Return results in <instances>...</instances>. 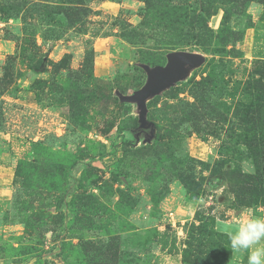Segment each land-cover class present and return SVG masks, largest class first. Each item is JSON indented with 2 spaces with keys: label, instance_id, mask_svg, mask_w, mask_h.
Segmentation results:
<instances>
[{
  "label": "rangeland",
  "instance_id": "1",
  "mask_svg": "<svg viewBox=\"0 0 264 264\" xmlns=\"http://www.w3.org/2000/svg\"><path fill=\"white\" fill-rule=\"evenodd\" d=\"M181 50L205 61L137 139L117 93ZM251 216L264 0H0V264H248L230 236Z\"/></svg>",
  "mask_w": 264,
  "mask_h": 264
},
{
  "label": "water",
  "instance_id": "2",
  "mask_svg": "<svg viewBox=\"0 0 264 264\" xmlns=\"http://www.w3.org/2000/svg\"><path fill=\"white\" fill-rule=\"evenodd\" d=\"M204 61L203 54L199 52L181 50L168 53L164 65L140 64L147 74L146 83L131 95L117 93L121 102L137 104L138 127L137 133L133 132L137 139L142 135L146 141H150L154 136L156 124L147 117L148 101L173 87L177 80L183 79L188 74L190 68L199 67Z\"/></svg>",
  "mask_w": 264,
  "mask_h": 264
},
{
  "label": "clouds",
  "instance_id": "3",
  "mask_svg": "<svg viewBox=\"0 0 264 264\" xmlns=\"http://www.w3.org/2000/svg\"><path fill=\"white\" fill-rule=\"evenodd\" d=\"M234 252L247 251L248 264H264V217L251 216L230 236Z\"/></svg>",
  "mask_w": 264,
  "mask_h": 264
},
{
  "label": "trees",
  "instance_id": "4",
  "mask_svg": "<svg viewBox=\"0 0 264 264\" xmlns=\"http://www.w3.org/2000/svg\"><path fill=\"white\" fill-rule=\"evenodd\" d=\"M207 90H210V89H207ZM196 94H199V92L197 91L196 89ZM159 96V95H158ZM188 108V106H186V109ZM185 110V109H184ZM186 112V110H185ZM192 113V112H191ZM187 115H189V113L186 112ZM193 116V114H192ZM196 120V119H195ZM152 121V120H151ZM197 121V120H196ZM154 122V121H153ZM155 123V122H154ZM156 124V123H155ZM129 134L131 135V132H129ZM130 135H124V137L122 138V143H124L125 145L127 144H132L131 140L132 141H135V137L133 136V134L130 136Z\"/></svg>",
  "mask_w": 264,
  "mask_h": 264
}]
</instances>
